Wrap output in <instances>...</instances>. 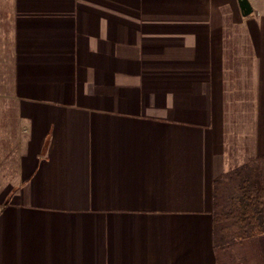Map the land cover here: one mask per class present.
<instances>
[{
  "label": "crops",
  "instance_id": "crops-1",
  "mask_svg": "<svg viewBox=\"0 0 264 264\" xmlns=\"http://www.w3.org/2000/svg\"><path fill=\"white\" fill-rule=\"evenodd\" d=\"M248 2L0 0L24 128L0 264H218L236 88L238 160L264 156V0Z\"/></svg>",
  "mask_w": 264,
  "mask_h": 264
},
{
  "label": "trees",
  "instance_id": "trees-1",
  "mask_svg": "<svg viewBox=\"0 0 264 264\" xmlns=\"http://www.w3.org/2000/svg\"><path fill=\"white\" fill-rule=\"evenodd\" d=\"M218 264H264V156L214 181Z\"/></svg>",
  "mask_w": 264,
  "mask_h": 264
},
{
  "label": "rangeland",
  "instance_id": "rangeland-1",
  "mask_svg": "<svg viewBox=\"0 0 264 264\" xmlns=\"http://www.w3.org/2000/svg\"><path fill=\"white\" fill-rule=\"evenodd\" d=\"M9 28V23L4 18L3 22H0V196L6 194L16 183L18 161L24 142V128L15 109L16 100L12 91L13 59H11L12 38ZM235 72L238 74V69ZM243 95L249 97V93ZM231 98L233 101L232 104L230 103L232 109L228 113V122L232 131L233 145L228 146V152L234 159V167L230 169L233 170L244 165L242 164L244 160H238V121L250 120V113L249 111L238 113L237 88L232 91Z\"/></svg>",
  "mask_w": 264,
  "mask_h": 264
},
{
  "label": "water",
  "instance_id": "water-1",
  "mask_svg": "<svg viewBox=\"0 0 264 264\" xmlns=\"http://www.w3.org/2000/svg\"><path fill=\"white\" fill-rule=\"evenodd\" d=\"M239 5L244 16L251 14L252 8L248 0H239Z\"/></svg>",
  "mask_w": 264,
  "mask_h": 264
}]
</instances>
